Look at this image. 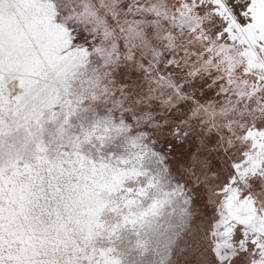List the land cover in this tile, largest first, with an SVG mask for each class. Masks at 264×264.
I'll return each instance as SVG.
<instances>
[{
	"label": "snow or ice",
	"instance_id": "snow-or-ice-1",
	"mask_svg": "<svg viewBox=\"0 0 264 264\" xmlns=\"http://www.w3.org/2000/svg\"><path fill=\"white\" fill-rule=\"evenodd\" d=\"M0 264H264V0H0Z\"/></svg>",
	"mask_w": 264,
	"mask_h": 264
}]
</instances>
